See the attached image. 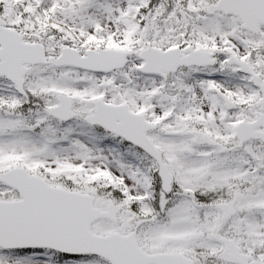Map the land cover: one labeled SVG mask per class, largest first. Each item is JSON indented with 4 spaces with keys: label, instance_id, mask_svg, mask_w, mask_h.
<instances>
[{
    "label": "snow or ice",
    "instance_id": "1",
    "mask_svg": "<svg viewBox=\"0 0 264 264\" xmlns=\"http://www.w3.org/2000/svg\"><path fill=\"white\" fill-rule=\"evenodd\" d=\"M0 264H264V0H0Z\"/></svg>",
    "mask_w": 264,
    "mask_h": 264
}]
</instances>
